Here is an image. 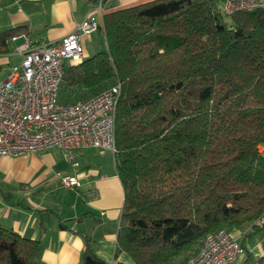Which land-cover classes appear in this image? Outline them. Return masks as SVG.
Returning a JSON list of instances; mask_svg holds the SVG:
<instances>
[{"label": "trees", "instance_id": "16d2710c", "mask_svg": "<svg viewBox=\"0 0 264 264\" xmlns=\"http://www.w3.org/2000/svg\"><path fill=\"white\" fill-rule=\"evenodd\" d=\"M224 1L150 0L107 12L105 49L65 64L62 102L121 82L115 255L134 264H183L208 233L264 228V9L227 13ZM10 36L0 33V53ZM40 253L38 240L0 224V264ZM81 264H107L89 239Z\"/></svg>", "mask_w": 264, "mask_h": 264}, {"label": "crops", "instance_id": "0c3cea01", "mask_svg": "<svg viewBox=\"0 0 264 264\" xmlns=\"http://www.w3.org/2000/svg\"><path fill=\"white\" fill-rule=\"evenodd\" d=\"M146 1L150 0H0V33L12 34L7 50L0 53V80L20 62L16 48L25 40H59L94 16L98 29L82 37L83 57H88L106 45L101 28L105 13ZM63 158L58 148L0 156V224L39 241L41 253L29 264H81L87 239L107 264H134L125 252L115 255L124 192L113 152L84 149L80 164L70 171L79 182L73 187L57 184L52 174ZM230 233L242 246L231 264L254 263L264 255V228L247 225Z\"/></svg>", "mask_w": 264, "mask_h": 264}, {"label": "built area", "instance_id": "2783aa9c", "mask_svg": "<svg viewBox=\"0 0 264 264\" xmlns=\"http://www.w3.org/2000/svg\"><path fill=\"white\" fill-rule=\"evenodd\" d=\"M264 9V0H225L227 13ZM98 29L87 16L77 30L56 41L32 43L28 39L16 52L19 63L0 80V156L18 157L58 148L73 166L86 148L115 150V116L121 82L87 99L60 101L65 64L84 56L82 37ZM16 38V37H14ZM264 153V144L259 147ZM65 187L78 186L76 177H63ZM264 223V216L259 219ZM242 252L239 240L227 229L208 233L199 251L183 264H231Z\"/></svg>", "mask_w": 264, "mask_h": 264}, {"label": "rangeland", "instance_id": "374dc122", "mask_svg": "<svg viewBox=\"0 0 264 264\" xmlns=\"http://www.w3.org/2000/svg\"><path fill=\"white\" fill-rule=\"evenodd\" d=\"M225 19H226L227 22L230 21V17H228V16H225ZM105 47H106V45L104 43H102V46L100 47V49H97V51H95V53L98 52V51L104 50ZM1 72H0V76H1ZM101 90H103V89H101ZM100 91H98V92H100ZM87 93L89 95L88 98L92 96L90 90ZM97 93H95V94H97ZM109 152L111 153V151H109ZM77 162H78V165H79L80 163H79V160L78 159H77ZM56 163H57V161H56ZM72 166L73 165L70 162H68L66 159H64L61 163H57V165L55 167L56 169H54V171L52 172V174L56 177L57 184H60L61 183L63 177L75 176L74 174L70 173L71 169H73ZM33 175H34V173H33Z\"/></svg>", "mask_w": 264, "mask_h": 264}]
</instances>
